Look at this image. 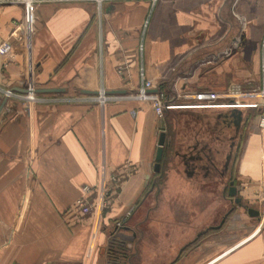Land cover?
Segmentation results:
<instances>
[{
  "label": "crops",
  "instance_id": "1",
  "mask_svg": "<svg viewBox=\"0 0 264 264\" xmlns=\"http://www.w3.org/2000/svg\"><path fill=\"white\" fill-rule=\"evenodd\" d=\"M32 11L29 30L25 5L0 7V39L13 48L11 58L0 57L1 86L21 89L31 82L64 89L38 94L71 98L95 95L101 86L108 94H129L142 64L146 78L181 107L157 118L138 100L102 106L6 100L0 111V264H264L259 111L186 106L200 91L264 83V0H159L154 6L108 0L100 11L92 1H49ZM112 174L127 175L119 185L108 182L101 211L72 210L83 185L96 199L103 175ZM231 185L260 214L250 216L242 206L247 215L230 219L241 220L238 234L227 225L218 233L226 238L217 239L207 234L218 230L211 228L216 207L209 202L227 201L225 218L234 204ZM157 209L162 215L151 217ZM119 220L123 225L115 229ZM168 240L185 241L171 261Z\"/></svg>",
  "mask_w": 264,
  "mask_h": 264
},
{
  "label": "built area",
  "instance_id": "2",
  "mask_svg": "<svg viewBox=\"0 0 264 264\" xmlns=\"http://www.w3.org/2000/svg\"><path fill=\"white\" fill-rule=\"evenodd\" d=\"M49 1L67 2L71 0H0V7L2 5L11 3H19L25 5L27 12V26L29 30H31V24L33 22V6L42 2ZM86 1L94 2L97 9L100 11L102 3L108 0ZM149 1L151 3V6H154L159 0ZM138 49L141 59L143 51L142 43L139 44ZM12 53L13 48L11 42L6 39H0V57L11 58ZM125 69L126 65L122 64L117 67L116 71L118 74L122 75ZM138 73L139 84L136 88V92L132 94H108L105 89L101 86L95 95L88 97L83 96L78 98H71L63 95L59 96L57 94L41 95L35 92V86L33 85V83L29 82L26 86H24V89L27 90V92L25 93L0 85V98L6 100H16L27 105H32L36 103L55 104L62 101L79 100L83 102H95L98 105L102 106L109 101L138 100L148 103L157 118H162L164 116L165 111L173 107L171 103L172 98L164 90H161V88L155 86V83L152 80L146 78L142 64H140L139 66ZM192 98L197 102L192 103V105H187L189 107L204 108L210 106H218L235 108L247 106L251 108H257L259 111L257 113V127L262 133H264V83L250 90H246L242 88L240 84L234 83L230 85L227 90L223 93H216L213 91H200L195 93ZM245 98H257L258 101L250 103H244L240 101V99ZM131 114L135 115L136 111H131ZM117 180L115 178V174L110 175L108 177V180L106 179V176L103 175L99 187L95 189L97 193L96 199H93V197L91 196L92 188L88 185H83L81 188V195L75 200L72 206V210L79 212L83 215L91 213L94 209H98V211H101L108 204V200L106 199L109 196L110 192L108 182L116 185L115 181L117 182ZM257 194L259 203L262 208H264V176L262 177L258 185ZM129 214L130 213H128L126 216H128ZM122 225V220L115 222V229L121 228Z\"/></svg>",
  "mask_w": 264,
  "mask_h": 264
},
{
  "label": "rangeland",
  "instance_id": "3",
  "mask_svg": "<svg viewBox=\"0 0 264 264\" xmlns=\"http://www.w3.org/2000/svg\"><path fill=\"white\" fill-rule=\"evenodd\" d=\"M179 82V80H176L173 84L175 85L176 83H178ZM254 84V83H253ZM252 84V87H250V88H246V89H248V90H250L251 88H254V87H256L255 85H253ZM156 86V85H155ZM229 87V86H228ZM160 88V87H159ZM227 90V89H226ZM225 90V91H226ZM136 92V91H135ZM132 93H134V92H132ZM132 93H129V94H132ZM90 96H93V95H90ZM220 101V100H219ZM197 102V101H196ZM171 103H172V105H173V109H175V108H179V107H181V106H179V105H177L176 103H174V101H171ZM217 103H219V102H217ZM187 105H192V104H186V106ZM214 107H218V106H210V107H204V108H214ZM242 107H247V106H242ZM171 108V109H172ZM202 108V107H201ZM248 108V107H247ZM127 174H123V175H120V174H115V178H116V180H117V182L115 181V184L116 185H119V182L121 183V181L123 180V179H125V176H126ZM218 192V191H217ZM218 199H220L219 197L215 200V202L214 201H212V200H210L211 202H209L210 204H214L215 203V214L213 215V216H211L212 215V213H211V215H210V219L209 220H213V217H214V220L212 221V223H211V225H217L218 223H219V221L221 220V218H222V216L225 214V212L228 210V207H229V203H227V201H225V202H223V200H218ZM244 201V200H243ZM199 205H201V203L199 204ZM193 206L194 207H198V205H197V203H195L194 202V204H193ZM264 206V205H263ZM128 213H130V211H128L127 213H126V215L128 214ZM190 213V215H189V217L191 216L192 217V215H195L196 214V212H189ZM187 214H188V212H187ZM186 213H185V215L186 216H188ZM241 214H243L244 216H246L247 214L246 213H244V209L242 208V206H235L234 207V209H233V211H231L226 217H225V222H224V224H223V226L220 228V229H218V230H216V231H209L207 234H215L214 236H216V238L218 239H223V238H226V237H224L223 236V232H222V235L219 237V235H218V233H220V230L222 229V228H225L227 225H230V226H232V233L234 232V233H237L238 234V232L240 231V230H238V228H240V226H236V224L238 223H241V220H230L232 217L233 218H238L239 217V215H241ZM162 214H160V210L159 209H157L156 211H154V212H152L151 213V217H153V218H155V217H159V216H161ZM248 221V220H247ZM208 223V222H207ZM242 224V223H241ZM205 226H206V224H203V226H201L200 227V229H204L205 228ZM214 232H216V233H214ZM231 232V231H230ZM217 234V235H216ZM225 234V233H224ZM234 236V235H233ZM239 238L240 236H235V238ZM202 237H200V239H201ZM185 241L184 240H173V241H171V240H168V242H167V244H166V248L168 249L169 247H170V250H171V253H170V256L168 257V261H171L175 256H176V254H177V252H178V250H179V248H181V246H182V244L184 243ZM157 246H158V244H156Z\"/></svg>",
  "mask_w": 264,
  "mask_h": 264
},
{
  "label": "water",
  "instance_id": "4",
  "mask_svg": "<svg viewBox=\"0 0 264 264\" xmlns=\"http://www.w3.org/2000/svg\"><path fill=\"white\" fill-rule=\"evenodd\" d=\"M13 89L16 90V91H19V92H23V93L27 92V90L24 89V88H21V89L20 88H13ZM63 91H64L63 88H36L35 89L36 93H59V92H63ZM85 93H91V92L85 91ZM5 102H6V99H3L1 104H0V111H1L2 107L4 106ZM164 145H165V132L162 131L159 134L158 146H157L156 154H155V163H154V171L155 172L159 171L160 161L162 159ZM229 195L234 198L233 200H234L235 203H240L241 202V198L239 196H237V191H236V187L235 186H233V185L230 186ZM246 207H247L248 214L250 216H255V217L259 216V214H260L259 210L254 209L252 207H248V206H246ZM226 215H225V217H226ZM224 219L225 218L220 220L219 224H217L215 226H212L211 228L212 229H219L222 226V224L224 222ZM117 234L124 237V235L122 233L118 232Z\"/></svg>",
  "mask_w": 264,
  "mask_h": 264
},
{
  "label": "flooded vegetation",
  "instance_id": "5",
  "mask_svg": "<svg viewBox=\"0 0 264 264\" xmlns=\"http://www.w3.org/2000/svg\"><path fill=\"white\" fill-rule=\"evenodd\" d=\"M233 203H234V204H233V208H232V210L234 209L235 206H246V202H243L242 199H241V202H240V203H235L234 200H233ZM232 210H231V211H232ZM231 211H229V212L227 213V215H228ZM227 215H226V216H227Z\"/></svg>",
  "mask_w": 264,
  "mask_h": 264
},
{
  "label": "trees",
  "instance_id": "6",
  "mask_svg": "<svg viewBox=\"0 0 264 264\" xmlns=\"http://www.w3.org/2000/svg\"><path fill=\"white\" fill-rule=\"evenodd\" d=\"M233 211V210H232ZM213 231H216V230H213Z\"/></svg>",
  "mask_w": 264,
  "mask_h": 264
}]
</instances>
